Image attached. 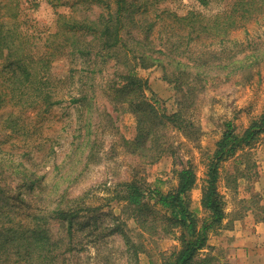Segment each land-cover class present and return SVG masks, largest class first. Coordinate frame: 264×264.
Masks as SVG:
<instances>
[{"label":"trees","instance_id":"1","mask_svg":"<svg viewBox=\"0 0 264 264\" xmlns=\"http://www.w3.org/2000/svg\"><path fill=\"white\" fill-rule=\"evenodd\" d=\"M166 1L73 0L70 12L57 15L55 30L41 38L30 31L21 0H0V135L10 130V135L40 137L41 127L31 131L30 124L14 115L18 108L34 111L32 120L37 122L38 117L43 120L51 108L66 100L90 110L102 98L103 104L113 110L121 107L136 118L135 138H122L127 152L143 165L157 163L171 149L170 127L175 124L180 130L192 129L184 114L205 89L206 77L228 76L264 58V43L249 44L245 50L227 39L231 32L262 14L264 0H196L204 8L214 5L218 10L210 15L188 11L183 16L162 9ZM165 19L169 27L162 25ZM204 39L210 42H202ZM240 53H244L242 58H238ZM63 58L79 62L80 68H70L62 77L54 75L53 63ZM152 67L160 68L161 79L181 94L178 112L168 114L145 96L148 81L138 75V70ZM110 69L105 88H99L97 74ZM83 74L90 85L80 91V96H74ZM75 76L77 81L73 80ZM88 126L84 125L86 133L78 134L82 139L74 142L73 152L81 153L88 144L84 138ZM233 126L232 122L223 125L207 159L201 197L207 217L199 226L189 208L188 193L196 183L190 166L172 170L176 184L166 192L158 186L161 179L147 183L134 178L109 187L106 203L92 206L85 201L86 194L72 197L69 192L85 168L70 176L56 166L51 181L30 178L28 190L22 195L8 183L14 173L26 178L25 171L11 159L0 158V264H65L77 259L90 239L95 242L108 230L123 234L124 222L120 214L114 215L112 202H122L123 208L130 209L137 227L150 237L162 238L179 231L178 246L163 254L161 264H219L216 256L200 253L207 245L210 229L220 227L226 215L218 191L221 164L264 133V110L242 134H237ZM0 152L7 151L0 148ZM69 156L73 155L66 158ZM63 183L67 187L60 192ZM21 185L26 187L25 183ZM51 185L53 189L48 192ZM11 192L21 203L28 202L27 206H13ZM29 198L34 200L33 205ZM125 248L130 260L138 258L137 246L127 235ZM66 253L71 259L65 258Z\"/></svg>","mask_w":264,"mask_h":264},{"label":"rangeland","instance_id":"2","mask_svg":"<svg viewBox=\"0 0 264 264\" xmlns=\"http://www.w3.org/2000/svg\"><path fill=\"white\" fill-rule=\"evenodd\" d=\"M72 1L21 0L22 15L32 27L30 31L45 38L48 33L55 30L57 15L71 11ZM161 8L178 16H183L188 11L210 15L218 10L214 5L212 8H204L196 0H167ZM94 12L97 14L99 10L96 9ZM165 16L164 14L163 17ZM169 23V20L165 19L162 25L169 27ZM227 39L238 42L240 44L238 48L245 50L249 44L251 46L255 43L263 44L264 10L257 19L231 32ZM202 42L210 41L204 39ZM243 54L240 53L238 58H242ZM70 68L78 70L79 62H70L66 58L58 59L52 65V72L62 77L67 75ZM138 75L148 81V88L144 92L148 99L157 102V106L168 114L178 112L181 94L174 85L161 79L160 68L139 69ZM97 77L99 88H105L111 77V69L104 74H97ZM77 78L78 76H75L73 80L77 81ZM206 78L205 89L201 91L195 105L184 114L188 122L193 124L192 129L180 130L174 127L175 124L170 127L171 149L152 165L141 164L136 156L127 152L122 143V138L126 140L135 138V116L121 107H118L117 111L113 110L112 106L103 104L102 98L91 105L90 110L66 100L61 105L51 108L43 120L38 117L37 122L32 120L35 119L34 111L16 109L14 115L25 124H30L31 131L38 126L41 127V130H38L41 135L40 137L37 134L30 137L10 135V130L0 135V148L7 151L0 152V158L11 159L27 176L24 180L23 176L14 173L10 179L11 183H8L9 186L18 189L20 194L24 195L28 190L30 178L42 177L43 180L51 181L55 177L56 166H61V171L63 173L67 171L70 176H75L85 168L77 182L72 183L69 192L72 197L86 194L85 201L92 206H98L106 203L109 196L107 189L117 182L141 178L147 183H154L161 179L158 186L166 192L176 184L172 170L190 166L196 174V183L188 193L189 208L196 215L197 226L201 225L207 217L201 206L206 162L224 130L223 125L232 122L235 132L242 134L250 122L264 110V58L228 76L210 75ZM78 80L74 96H80V91L90 85L86 80V74ZM110 118H113V122ZM86 123H89V132L84 138L88 139V144L81 153L73 152L74 142L82 139L78 138V134L87 131L84 127ZM48 136L50 138H45ZM74 153L78 155L74 156ZM68 154L73 156H69L68 159L66 158ZM64 158L65 162L62 164ZM72 159H76V162L71 166ZM219 177L218 191L223 196L226 215L220 227L210 229L207 245L200 254H211L218 258L219 264H226L236 238L238 221L249 220L245 225L264 221V133L260 134L253 144L240 148L233 156L222 162ZM24 183L26 187L22 185L19 187ZM66 187L67 183L61 184L60 192ZM52 189L51 185L47 191L50 192ZM11 194L13 198L10 203L13 206L18 208L27 206L28 202L21 203L16 193ZM51 195L54 203L55 193ZM30 200L32 199L29 198L28 201L33 205L34 200ZM110 204L114 215L120 214L124 222L123 234L110 233L108 230L95 242L90 239L77 259L65 261V264H161L163 254L178 246L179 231L162 238L150 237L137 227L131 217V210L123 208L122 202ZM103 210L106 211L107 208ZM126 235L129 241L137 246V259L130 260L125 248ZM65 258L71 259L67 253Z\"/></svg>","mask_w":264,"mask_h":264},{"label":"crops","instance_id":"3","mask_svg":"<svg viewBox=\"0 0 264 264\" xmlns=\"http://www.w3.org/2000/svg\"><path fill=\"white\" fill-rule=\"evenodd\" d=\"M247 221H238L226 264H264V221L245 225Z\"/></svg>","mask_w":264,"mask_h":264}]
</instances>
